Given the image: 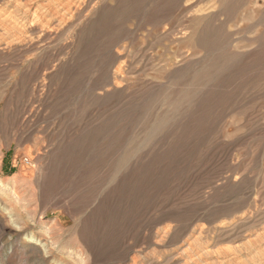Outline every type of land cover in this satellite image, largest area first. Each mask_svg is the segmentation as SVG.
<instances>
[{
	"label": "rangeland",
	"instance_id": "374dc122",
	"mask_svg": "<svg viewBox=\"0 0 264 264\" xmlns=\"http://www.w3.org/2000/svg\"><path fill=\"white\" fill-rule=\"evenodd\" d=\"M0 264H264V0H0Z\"/></svg>",
	"mask_w": 264,
	"mask_h": 264
},
{
	"label": "bare ground",
	"instance_id": "6f19581e",
	"mask_svg": "<svg viewBox=\"0 0 264 264\" xmlns=\"http://www.w3.org/2000/svg\"><path fill=\"white\" fill-rule=\"evenodd\" d=\"M62 10V9H61ZM49 14V13H48ZM51 14V13H50ZM48 19V18H47Z\"/></svg>",
	"mask_w": 264,
	"mask_h": 264
}]
</instances>
